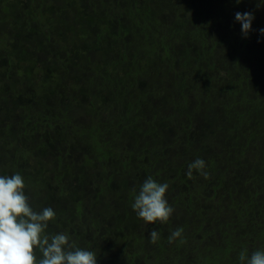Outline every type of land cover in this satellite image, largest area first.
<instances>
[{
	"label": "trees",
	"instance_id": "16d2710c",
	"mask_svg": "<svg viewBox=\"0 0 264 264\" xmlns=\"http://www.w3.org/2000/svg\"><path fill=\"white\" fill-rule=\"evenodd\" d=\"M262 28L264 0H0V175L97 264H241L264 250ZM149 176L165 223L131 207Z\"/></svg>",
	"mask_w": 264,
	"mask_h": 264
},
{
	"label": "clouds",
	"instance_id": "9594fccd",
	"mask_svg": "<svg viewBox=\"0 0 264 264\" xmlns=\"http://www.w3.org/2000/svg\"><path fill=\"white\" fill-rule=\"evenodd\" d=\"M253 20L251 12L235 13V21L241 24L245 38ZM259 32L264 35V28ZM205 168V161L197 158L188 164L186 175L191 179L196 170L208 178ZM24 188L21 174L0 175V264H97L96 253L77 247L70 242L68 234L46 232L48 222L55 219L56 213L51 207L35 211ZM168 188L167 183H158L151 176L141 185L131 207L145 223H165L173 214L174 209L165 198ZM182 231L179 228L172 231L169 242L181 237ZM149 238L155 243L160 234L153 229ZM37 250L41 253L40 258L36 255ZM239 260L241 264H264V250H256L250 257L241 251Z\"/></svg>",
	"mask_w": 264,
	"mask_h": 264
}]
</instances>
